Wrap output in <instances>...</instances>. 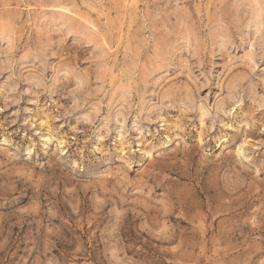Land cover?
<instances>
[{
    "label": "rangeland",
    "instance_id": "rangeland-1",
    "mask_svg": "<svg viewBox=\"0 0 264 264\" xmlns=\"http://www.w3.org/2000/svg\"><path fill=\"white\" fill-rule=\"evenodd\" d=\"M0 264H264V0H0Z\"/></svg>",
    "mask_w": 264,
    "mask_h": 264
},
{
    "label": "bare ground",
    "instance_id": "bare-ground-1",
    "mask_svg": "<svg viewBox=\"0 0 264 264\" xmlns=\"http://www.w3.org/2000/svg\"><path fill=\"white\" fill-rule=\"evenodd\" d=\"M255 1H257V0H255Z\"/></svg>",
    "mask_w": 264,
    "mask_h": 264
}]
</instances>
